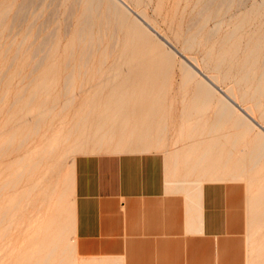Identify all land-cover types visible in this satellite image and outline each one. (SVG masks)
Masks as SVG:
<instances>
[{"label":"rangeland","instance_id":"374dc122","mask_svg":"<svg viewBox=\"0 0 264 264\" xmlns=\"http://www.w3.org/2000/svg\"><path fill=\"white\" fill-rule=\"evenodd\" d=\"M19 1L0 0V214H4H1L3 218L0 216V264H33L36 260L41 264L47 251L40 241L47 226L50 232L64 229L57 249L50 252L52 257L50 255L48 262L42 264H109L108 258L82 257L75 251L72 233L74 160L79 154L109 148L115 139L148 137L165 139V149L171 152L169 161L175 158L184 179L190 175L191 180L199 183L222 182L241 188L245 251L259 253L264 259V156L257 163H251L255 153L249 151L253 149L256 131L244 135V127L236 126L237 112H231L230 107L222 110L218 95L198 90L199 77L184 70L178 57H157L163 50L153 39L141 34H137L132 42L124 39L132 31V22L119 11L115 18L114 8L110 12L112 6L108 0L100 2V11L94 10L99 5L91 8L89 19L92 22H85L89 16L85 15L83 19L86 0ZM212 1L126 2L142 11L145 19L185 55L196 58L199 69L211 73L221 88L230 89L237 103L247 105L253 116L264 124V86L258 92L254 89L264 69V39H259L264 38V0ZM71 8L73 11L69 10ZM5 10L7 15L1 13ZM104 12L108 19L103 16ZM80 20L85 26L93 25L90 33L86 28L84 34L77 35V29L83 23ZM66 21L70 26L65 25ZM88 33L92 34L90 38ZM112 37L117 39L113 38L114 41ZM189 37L194 38L191 46L186 41ZM256 41L259 42L258 49L252 50ZM137 51L136 57H130ZM250 51L255 54L254 61L249 59L248 62L246 57ZM107 52L111 53L107 55ZM216 62L220 63L219 69H214ZM250 65L247 76L241 77ZM8 135L12 136L8 138ZM242 162L246 169L243 178L248 183L241 180ZM32 163L34 168L30 170ZM205 171L208 175H204ZM209 172L215 173L210 175ZM62 191L64 195L58 199ZM63 247L65 254L59 255Z\"/></svg>","mask_w":264,"mask_h":264},{"label":"crops","instance_id":"0c3cea01","mask_svg":"<svg viewBox=\"0 0 264 264\" xmlns=\"http://www.w3.org/2000/svg\"><path fill=\"white\" fill-rule=\"evenodd\" d=\"M109 146L74 160L76 253L109 264H264L245 251L240 187L184 179L159 137Z\"/></svg>","mask_w":264,"mask_h":264},{"label":"bare ground","instance_id":"6f19581e","mask_svg":"<svg viewBox=\"0 0 264 264\" xmlns=\"http://www.w3.org/2000/svg\"><path fill=\"white\" fill-rule=\"evenodd\" d=\"M19 1V0H18ZM37 1V0H36ZM41 1V0H40ZM43 1V0H42ZM74 1V0H73ZM75 1H77V0H75ZM102 0H86V2L84 3V4H86V8H83V9H85L86 11H85V14H84V16H83V19H85L84 17H85V15L88 17L89 15H91V8L92 7H94V5H95V7L97 6V5H99L98 6V8H94V10H96V9H98V11H100L99 9V7L101 6V2ZM109 1V4L112 6V9H110V12H112V10H113V8H114V13H115V15L113 14V16L115 17V18H118L117 17V15H118V12L117 11H119V12H121L123 15H125V16H127L128 18H130V20H131V22H132V25H133V28H132V31H131V33L128 35V34H126V37L124 38V39H129V40H131V42H132V40H134V38H136V36H138L137 34H139V36H140V34L141 35H143L144 37H149L150 39H153L155 42H156V44L160 47V49H162L163 50V53L161 54V53H159L158 52V54H160V55H158L157 57H159V58H175L176 59V57H178V59L181 61V65H183V69L184 70H186V71H189V73H190V75H194V76H198L199 77V83H200V85H199V88H198V90H204L203 91V93L204 92H210V94L211 93H214V94H216V95H218V97H219V100L218 101H220V103H222L223 105L221 106V107H223L222 108V110H224L225 108L224 107H230V109H231V112H232V110H234V112L236 111L237 113V115L236 116H238L237 117V120H236V126L238 127H241V126H243L244 127V129L242 128V130H244L243 132H244V135H245V133H246V135H247V133L248 132H250L251 130L253 131V130H255L256 131V136L254 137V143H253V146H252V148L253 149H249V151L250 152H253V153H255L254 155H252V157H251V159H250V162L252 161L254 164L255 163H257L261 158H262V156H264V124L263 123H261L258 119H256L253 115V112H252V109L250 110L248 107H247V105L244 107L243 105L241 106V105H239V103H237V101H236V98H235V95L232 93V91L230 92L228 89H223V88H221L217 83H216V80L214 79V77L212 76V75H210V74H207V73H205V72H203L201 69H199V67H198V65H197V63H196V61H195V59H193V58H191L190 56H188V55H185V53H183L182 52V49H178L173 43H171L164 35H163V33L160 31V30H158L154 25H152V23L151 22H149V21H147L146 19H145V17L143 16V14L140 12V11H138V10H136V9H134L133 7H131L125 0H108ZM130 1V0H129ZM138 1H141V0H138ZM209 1V0H208ZM225 2H226V0H224ZM20 2V1H19ZM26 2V1H25ZM24 2V3H25ZM31 2H33V1H31ZM200 2V1H199ZM203 2H205V1H203ZM202 2V3H203ZM211 2H213L212 0H211ZM210 2V3H211ZM221 2H223V0L221 1L220 0V3ZM231 2V1H230ZM23 3V2H22ZM28 3H30V2H28ZM39 3H41V2H39ZM38 3V4H39ZM48 3V2H47ZM70 3H72V2H69V5H70ZM107 3V2H106ZM215 3V2H214ZM219 3V4H220ZM9 4V3H8ZM8 4H6V5H8ZM218 4V5H219ZM230 4V3H229ZM25 5V4H24ZM45 5V4H44ZM203 5H204V3H203ZM206 5H207V3H206ZM225 5H226V3H225ZM228 5V4H227ZM17 5H15V7H16ZM23 6V5H22ZM26 6V5H25ZM32 6V5H31ZM38 6V5H37ZM70 6H72L73 7V5L71 4ZM83 6V5H82ZM104 6V5H103ZM136 6V5H135ZM209 6H210V4H209ZM213 6V5H212ZM1 7V6H0ZM9 7H11V6H9ZM9 7H6V8H9ZM14 7V8H15ZM30 7V6H29ZM45 7V6H44ZM84 7V6H83ZM203 7V6H202ZM214 7V6H213ZM225 7H227V6H225ZM224 6L222 7V8H225ZM259 7V6H258ZM2 8H4V6L2 7ZM1 8V9H2ZM5 8V9H6ZM22 8V7H21ZM20 8V9H21ZM43 8V7H42ZM215 8H217V7H215ZM221 8V7H220ZM221 8V9H222ZM39 9H41V8H39ZM104 9V8H103ZM180 9H182V8H180ZM201 9V8H200ZM204 10H206L205 8H203ZM210 9V8H209ZM7 10V9H6ZM6 10H5V12H2L1 11V13L3 14H5V15H7L6 14ZM14 10V9H13ZM16 10H18L19 11V9H17L16 8ZM23 10V9H22ZM69 10H72L73 11V9L71 8V9H69ZM76 11H77V8L75 9ZM94 10H93V13H94ZM106 10H108L107 9V7H106ZM202 10V9H201ZM213 10H214V8H213ZM256 10V9H255ZM12 11V10H11ZM28 11V10H27ZM41 11H42V9H41ZM97 11V10H96ZM105 11V10H104ZM174 11V10H173ZM209 11V10H208ZM38 12V11H37ZM70 12V11H69ZM68 12V13H69ZM82 12H84L83 10H82ZM203 12V11H202ZM215 12V11H214ZM8 13V12H7ZM16 13V12H15ZM19 13H20V11H19ZM33 13V12H32ZM39 13H41V12H39ZM101 13V12H100ZM108 13V12H107ZM210 13V12H209ZM17 14V13H16ZM22 14V13H21ZM25 14H27L26 12H25ZM37 14V13H36ZM81 14V13H80ZM97 14V13H96ZM199 14V13H198ZM24 15V14H23ZM68 15V14H67ZM82 15V14H81ZM107 15V14H106ZM110 15H112V13L110 14ZM201 15V14H200ZM217 15V14H216ZM3 16V15H2ZM17 16V15H16ZM22 16V15H21ZM26 16V15H25ZM96 16V15H95ZM100 16H101V14H100ZM103 16H105V12L103 13ZM196 16V15H195ZM203 16V15H202ZM209 16V15H208ZM212 16H214V15H212ZM243 16V15H242ZM6 17V16H5ZM20 17V16H19ZM24 17V16H23ZM71 17V16H70ZM81 17V16H80ZM86 17V18H87ZM91 16H89L88 17V19H85V20H87V21H85V22H88V20L90 21L91 19H89ZM106 17V16H105ZM105 17H104V20L103 21H105ZM111 17V16H110ZM194 17V16H193ZM201 17V16H200ZM244 17V16H243ZM242 17V18H243ZM247 17V16H246ZM37 18H39V17H37ZM73 18V17H72ZM94 18V17H93ZM96 18V17H95ZM101 18V17H100ZM107 19H108V17H106ZM113 18V17H112ZM241 18V19H242ZM4 19V18H3ZM26 19V18H25ZM25 19H23V20H25ZM51 19V18H50ZM194 19V18H193ZM201 19V18H200ZM2 20V17H1V19H0V21ZM33 20V19H32ZM47 20V19H46ZM49 20V19H48ZM66 20H67V18H66ZM202 20V19H201ZM207 20V19H206ZM4 21V20H3ZM2 21V22H3ZM68 21H69V19H68ZM81 21V20H80ZM99 21H100V19H99ZM98 21V22H99ZM108 21V20H107ZM112 21H113V19H112ZM125 21H127V20H125ZM31 22H33V21H31ZM30 22V23H31ZM43 22H45L46 23V21L44 20ZM50 22V21H49ZM81 22H83V21H81ZM81 22H79V23H81ZM85 22H83L82 23V25L80 26V28L79 29H77V35H81V34H84V31H85V29L87 28L88 30H89V33H90V31H91V29H92V27L91 26H93V25H91V26H85L84 25V23ZM90 22H92V21H90ZM116 22V21H115ZM189 22V21H188ZM187 22V23H188ZM201 22V21H200ZM199 22V23H200ZM16 23H17V21H16ZM68 22L66 21V24L65 25H68L67 24ZM78 23V24H79ZM100 23H101V21H100ZM100 23L98 24V26H99V28H100ZM128 23V22H127ZM126 23V24H127ZM191 23V26L193 27V25H192V22H190ZM205 23V22H204ZM2 24V23H1ZM11 24H13V23H11ZM43 24V23H42ZM87 24H92V23H87ZM104 24L105 23H103V28H104ZM114 24V23H113ZM193 24H194V22H193ZM196 24V23H195ZM194 24V25H195ZM28 25V24H27ZM45 26H46V24H44ZM106 25L108 26V22H106ZM119 25V24H118ZM69 26H70V24H69ZM72 26V25H71ZM97 26V27H98ZM187 26V25H186ZM190 26V27H191ZM200 25H198V27H199ZM202 26V25H201ZM237 26V25H236ZM28 27H29V25H28ZM31 27V26H30ZM39 27V26H38ZM37 27V28H38ZM44 27V26H43ZM114 27H115V25H114ZM123 27H124V25H123ZM178 27V26H177ZM240 27V26H239ZM27 28V27H26ZM40 28V27H39ZM68 28V27H67ZM184 28H187V27H184ZM25 29V28H24ZM42 29H44V28H42ZM65 29V28H64ZM63 29V30H64ZM120 29V28H119ZM178 29V28H177ZM188 29V28H187ZM190 29V28H189ZM193 29V28H192ZM216 29V28H215ZM29 30H30V28H29ZM38 30V29H37ZM54 30V29H53ZM69 29H67V31H68ZM87 30V31H88ZM96 30V29H95ZM98 30H100V29H97V31ZM104 30V29H103ZM196 30V29H195ZM200 30V29H199ZM209 30H211L212 31V29H209L208 28V31ZM236 30V29H235ZM65 31H66V29H65ZM86 31V32H87ZM96 31V32H97ZM208 31H206V32H208ZM232 31V30H231ZM27 32V31H26ZM63 32V31H62ZM70 32V31H69ZM95 32V33H96ZM100 32V31H99ZM102 32V31H101ZM113 32V31H112ZM120 32V31H119ZM190 32V31H189ZM195 32V31H194ZM25 33V32H24ZM23 33V34H24ZM53 33H55V32H53ZM53 33H51V35L53 34ZM64 33V32H63ZM66 33H68V32H65L64 34H66ZM88 33V34H89ZM111 33V32H110ZM196 33H197V31H196ZM210 33V32H209ZM208 33V34H209ZM36 34V33H35ZM39 34V33H38ZM37 34V35H38ZM97 34V33H96ZM100 34V33H99ZM102 34H103V32H102ZM25 35V34H24ZM50 35V36H51ZM75 35V34H74ZM76 35V36H77ZM90 35H92V34H89V35H87V37L88 38H90ZM114 35V34H113ZM188 35V34H187ZM197 35V34H196ZM200 35V34H199ZM202 35V34H201ZM205 35V34H204ZM210 35V34H209ZM211 35H212V33H211ZM53 36V35H52ZM66 36V35H65ZM115 36H116V34H115ZM192 36H193V34H192ZM195 36V35H194ZM193 36V37H194ZM22 37H26V36H23L22 35ZM47 37V36H46ZM49 37V36H48ZM78 38L77 39H79L80 37L79 36H77ZM96 37V36H95ZM101 37V36H100ZM99 37V38H100ZM131 39H130V38ZM187 37V36H186ZM193 37H189L188 39H186V41H187V43H188V46L190 45V43H192V45H193V41H192V39H194ZM208 37V36H207ZM211 37V36H210ZM76 38V37H75ZM81 38H84V35H82V37ZM91 38H92V36H91ZM98 38V37H97ZM102 38V37H101ZM105 38V37H104ZM113 38H115V37H112V39ZM25 39V38H24ZM49 39H51V37L49 38ZM109 39V38H108ZM115 39H117V38H115ZM119 39V38H118ZM184 39V38H183ZM228 39V38H227ZM260 40L261 39H264L263 38V36H261L260 38H259ZM43 40V39H42ZM76 40V39H75ZM83 40V39H82ZM86 40H88V39H86ZM96 40V39H95ZM114 40V39H113ZM196 40H198V38L196 39ZM223 40V39H222ZM45 41H49V40H45ZM52 41V40H51ZM76 41H78V40H76ZM94 41V40H93ZM115 41V40H114ZM113 41V42H114ZM185 41V40H184ZM207 41V40H206ZM39 42V41H38ZM42 42H44V41H42ZM97 42V41H96ZM111 42V41H110ZM196 42V41H195ZM228 42V41H227ZM9 43V42H8ZM23 43V42H22ZM40 43H41V41H40ZM79 43V42H78ZM83 43H84V41H83ZM101 43V42H100ZM197 43V42H196ZM210 43V42H209ZM218 43H220V41L218 42ZM217 43V44H218ZM255 43V44H254ZM252 45V50H257L258 49V44H259V42L258 41H256V42H254ZM44 44V43H43ZM42 44V45H43ZM53 44V43H52ZM93 44H94V42H93ZM112 44V43H111ZM204 44V43H203ZM208 44V43H207ZM216 44V45H217ZM222 44H224V43H222ZM1 45H2V43H1ZM38 46H40V44H37ZM37 45H34V46H36V48H37ZM45 45H46V42H45ZM49 45H50V43H49ZM72 45V44H71ZM76 45H77V43H76ZM75 45V46H76ZM88 45V44H87ZM138 45V44H137ZM197 45V44H196ZM261 45V44H260ZM68 46V45H67ZM93 46V45H92ZM92 46H90V47H92ZM96 46V45H95ZM98 46V45H97ZM103 46H105V45H103ZM191 46V45H190ZM218 46V45H217ZM2 47V46H1ZM9 47V46H8ZM48 47V46H47ZM71 48H72V46H70ZM70 47H69V51L71 50L70 49ZM77 47V46H76ZM86 47V46H85ZM99 47V46H98ZM111 47H113V46H111ZM110 47V48H111ZM186 47V46H185ZM206 47V46H205ZM216 47V46H215ZM4 48H6V50H7V46L6 47H4ZM3 48V49H4ZM18 48V47H17ZM33 48V47H32ZM86 48H88V47H86ZM108 48H109V45H108ZM155 48V47H154ZM42 49H43V47H42ZM47 49V48H46ZM46 49H45V51H46ZM68 49V48H67ZM76 49V48H75ZM96 49V47L94 48V50ZM149 49V48H148ZM185 49V48H184ZM186 49H187V47H186ZM185 49V50H186ZM218 49V48H217ZM25 50V49H24ZM31 50V49H30ZM33 50H34V48H33ZM48 51L50 50V49H47ZM89 50V49H88ZM103 50H105L104 48H103ZM109 50V49H108ZM113 50V49H112ZM156 50V49H155ZM209 50V49H208ZM251 50V49H250ZM39 51H41L40 49H39ZM76 51V50H75ZM85 51V50H84ZM101 51V50H100ZM110 51V50H109ZM108 51V52H109ZM188 51V50H187ZM13 52H14V50H13ZM42 52V51H41ZM88 52V51H87ZM104 52V51H103ZM107 52V55H109L110 53H108ZM122 52V51H121ZM157 52V51H156ZM186 52V51H185ZM212 52V51H211ZM225 52V51H224ZM15 53H17V52H15ZM14 53V54H15ZM23 53V52H22ZM33 53V52H32ZM36 53V52H35ZM47 53L48 52H46V55H47ZM71 53V52H70ZM123 53V52H122ZM206 53V52H205ZM215 53H216V51H215ZM246 53V52H245ZM256 53V52H255ZM4 54H5V52H4ZM43 54H44V52H43ZM43 54H41V55H43ZM80 54V53H79ZM89 54H90V52H89ZM104 54V53H103ZM137 54H139V51H137V52H135V54H134V52H133V54L132 55H130V57H136V55ZM207 54H208V51H207ZM17 55V54H16ZM15 55V56H16ZM35 55V54H34ZM37 55V54H36ZM86 55V57L88 56L87 54H85ZM254 52L253 51H250L249 53H248V55H247V57H246V61H248L249 62V59L251 60V59H253V57H254ZM2 56V55H1ZM50 56V55H49ZM72 56V55H71ZM78 56H80L81 57V55H78ZM90 56V55H89ZM117 56V55H116ZM152 56V55H151ZM155 56V55H154ZM206 56V55H205ZM219 56V55H218ZM32 57H35V56H32ZM39 57H41V56H39ZM38 57V58H39ZM45 57V56H44ZM80 57H77L78 59H80ZM85 57V56H84ZM264 57V56H263ZM2 57H0V59H1ZM5 58V57H4ZM47 58V57H46ZM49 58V57H48ZM97 58V60H98V56L96 57ZM103 58H105V54L103 55ZM103 58H102V60H103ZM147 58V57H146ZM205 58V57H204ZM214 58V57H213ZM219 58V57H218ZM245 58V57H244ZM257 58V57H256ZM13 59V58H12ZM30 59H32V58H30ZM29 59V60H30ZM40 59V58H39ZM67 59V58H66ZM11 60V59H10ZM83 60H84V58H83ZM101 60V61H102ZM227 60V59H226ZM39 61V60H38ZM37 61V62H38ZM42 61V60H41ZM41 61H40V63H41ZM88 60L86 59V61H85V64H86V62H87ZM110 61V60H109ZM253 61H254V59H253ZM37 62H36V64H37ZM80 62V61H79ZM126 62V61H125ZM205 62V61H204ZM213 62V61H212ZM220 62V61H219ZM217 63V64H215V68L214 69H216V68H218V67H220V63ZM262 62H263V58H262ZM43 63V62H42ZM101 63V62H100ZM103 63H104V61H103ZM102 63V64H103ZM200 63V62H199ZM67 64H68V61H67ZM76 64H78V61L76 62ZM81 64V63H80ZM261 64V63H260ZM39 65V64H38ZM37 65V66H38ZM83 65V64H82ZM87 65V64H86ZM244 65V64H243ZM36 66V67H37ZM201 66V65H200ZM204 66V65H203ZM251 66L252 65H250L245 71H244V73L242 74V76L241 77H243V78H245L246 76H247V73L250 71V69H251ZM35 67V66H34ZM205 67V66H204ZM234 67V66H233ZM240 67V66H239ZM33 68V67H32ZM157 68V67H156ZM259 68V67H258ZM219 69V68H218ZM35 70V69H34ZM184 70H182V72L184 71ZM240 70V69H239ZM252 71V70H251ZM259 71H261V70H259ZM221 73V72H220ZM182 74V73H181ZM249 75V74H248ZM188 76H189V74H188ZM234 76H236V75H234ZM223 77V76H222ZM251 77V76H250ZM108 80V79H107ZM106 80V81H107ZM113 80V79H112ZM241 80H243V79H241ZM257 80V79H256ZM255 80V81H256ZM109 82V81H108ZM240 82H243V81H240ZM39 83V82H38ZM123 83V82H122ZM183 83H184V81H183ZM237 83V82H236ZM102 84V83H101ZM101 84H99V85H101ZM104 84V83H103ZM111 84V83H110ZM239 84V83H238ZM246 84V83H245ZM250 84V83H249ZM255 84V83H254ZM107 85V84H106ZM243 85V84H242ZM37 86V85H36ZM42 86H44V85H42ZM240 86V85H239ZM262 86H264V69L262 68V71H261V73H260V78L258 79V81L256 82V85H255V90L258 92V90H261L260 88L262 87ZM100 87V86H99ZM110 87V86H109ZM253 87V86H252ZM37 88V87H36ZM226 88V87H225ZM240 88V87H239ZM239 88H237V89H239ZM263 88V87H262ZM100 89V88H99ZM196 89H197V87H196ZM248 89V88H247ZM98 90V89H97ZM232 90H233V88H232ZM264 90V89H263ZM24 91V90H23ZM35 91H36V89H35ZM99 91H101V90H99ZM236 91V90H235ZM238 91H240V89L238 90ZM237 91V92H238ZM197 92H199V91H197ZM242 92V91H241ZM260 92V91H259ZM31 93V92H30ZM34 93V92H33ZM21 94L23 95V93L21 92ZM20 94V95H21ZM32 94V93H31ZM31 94H30V96H31ZM92 94V93H91ZM96 94V93H95ZM204 94H206V93H204ZM209 94V95H210ZM243 94V93H242ZM35 95V94H34ZM34 95H33V97H34ZM244 95V94H243ZM243 95H241L240 94V96H243ZM254 95V94H253ZM256 95H259V94H256ZM18 96V95H17ZM92 96V95H91ZM91 96H90V99H91ZM93 96L95 97V95L93 94ZM32 97V98H33ZM204 97V96H203ZM217 97V96H216ZM258 97H261V96H258ZM20 98V97H19ZM110 98V97H109ZM30 99V98H29ZM94 99V98H93ZM197 99V98H196ZM30 100H32V99H30ZM111 100V99H110ZM241 100V99H240ZM250 100V99H249ZM254 100V99H253ZM88 101V100H87ZM91 101V100H90ZM258 100H256V102H257ZM115 102H116V100H115ZM255 102V103H256ZM114 103V102H113ZM253 103H254V101H253ZM104 104V103H103ZM107 104V103H106ZM241 104V103H240ZM258 104V103H257ZM87 105H89V104H87ZM205 105H206V103H205ZM245 105V104H244ZM91 106V105H90ZM218 106H219V104H218ZM250 106V105H249ZM259 106V105H258ZM251 107V106H250ZM254 107V106H253ZM89 108V107H88ZM117 108V107H116ZM255 108V107H254ZM253 108V109H254ZM228 109V108H227ZM258 109V108H257ZM89 110V109H88ZM87 110V111H88ZM120 110V109H119ZM122 110H123V108H122ZM86 111V112H87ZM106 111V110H105ZM124 111V110H123ZM228 111L230 112V110L228 109ZM227 111V112H228ZM254 111V110H253ZM104 112V111H103ZM193 112V111H192ZM216 111L214 110V112L213 113H215ZM222 112H225V111H222ZM221 112V113H222ZM228 112V113H229ZM260 113H261V111H260ZM86 114V113H85ZM223 114V113H222ZM224 114H226V112L224 113ZM232 114V113H231ZM229 116H230V114H228ZM211 116V115H210ZM229 116H227V118L229 117ZM235 116V117H236ZM219 117V116H218ZM217 117V118H218ZM262 117V116H261ZM220 118V117H219ZM260 118V117H259ZM198 119V118H197ZM236 119V118H235ZM219 120V119H218ZM217 120V121H218ZM216 121V122H217ZM215 122V121H214ZM216 125V124H215ZM235 125V124H234ZM235 126V128H237ZM240 129V128H239ZM238 129V130H239ZM217 130V129H216ZM11 132H13V134H15L14 133V131H11ZM11 132H10V134H11ZM209 132V131H208ZM249 134V133H248ZM226 135V134H225ZM9 136H12V135H8V138H10ZM209 137V136H208ZM12 138V137H11ZM157 138V137H156ZM222 139V138H221ZM8 140V139H7ZM11 140V139H10ZM9 140V141H10ZM235 141V140H234ZM233 141V142H234ZM202 142V141H201ZM232 142V143H233ZM253 142V141H252ZM231 144V143H230ZM230 144H229V146H230ZM199 145V144H198ZM248 146V145H247ZM233 148V147H232ZM229 152V151H228ZM227 152V153H228ZM250 152H249V154H250ZM221 153V152H220ZM231 153V152H230ZM252 153V154H253ZM249 154H248V156H249ZM227 155V154H226ZM204 157V156H203ZM244 157V156H243ZM247 157V156H246ZM200 159V158H199ZM203 159V158H202ZM205 159V158H204ZM243 159V158H242ZM187 160V159H186ZM201 160V159H200ZM200 160H198V161H200ZM237 160V159H236ZM240 160V159H239ZM174 162H175V158H174V160H173ZM204 161V160H203ZM17 162V161H16ZM184 162H185V160H184ZM225 162V161H224ZM251 162V163H252ZM18 163V162H17ZM176 163V162H175ZM197 163V162H196ZM195 163V164H196ZM201 164V163H200ZM235 164V163H234ZM25 165H26V163H25ZM202 165V164H201ZM246 165H248L247 163H246ZM251 165H253V164H251ZM196 166V165H195ZM207 166V165H206ZM23 167V166H22ZM192 167V166H191ZM29 168H30V170H32L33 168H34V163H32L31 165H29ZM203 168V167H202ZM206 168V167H205ZM246 168H248L249 169V167H246ZM250 168H251V166H250ZM195 168L193 167V170H194ZM192 170V171H193ZM241 180H245L244 178H243V173L245 172V167H244V163L242 162V164H241ZM236 171V170H235ZM215 173V172H209V174L210 175H213V174ZM231 173V172H230ZM205 175L207 174L206 173V171H205V173H204ZM208 175V174H207ZM17 176V175H16ZM20 179V178H19ZM217 180H219V179H217ZM15 181V180H14ZM246 181V183H248V181L247 180H245ZM187 184L189 185V182H187ZM190 184H191V182H190ZM4 185V184H3ZM3 185H1V186H3ZM6 185V184H5ZM11 186V185H10ZM12 186H13V184H12ZM61 195V196H60ZM63 195H64V192L62 191L60 194H59V196H58V199H61L62 197H63ZM61 197V198H60ZM260 198V197H259ZM258 202H259V199H258ZM258 206V205H257ZM255 210V209H254ZM257 213V212H256ZM1 214H3V213H1ZM0 214V216H1V218H3L2 216L4 215H1ZM262 214V213H261ZM261 214H260V216H261ZM8 218V217H7ZM4 228V227H3ZM63 227H61L60 229H58V230H56V231H54V230H52V232H50L49 231V228H48V226L45 228V230H43L42 232L44 233V236H43V239H41V241L40 242H42L41 244H43V246H44V249H46V255H45V257H44V255H43V257H44V259L42 260L43 262H48L47 261V259H49L48 257L50 256V258L52 257V254L53 253H50V252H54L56 249H57V245H58V239H59V237H62V232H63ZM55 234V235H54ZM51 235H54V236H51ZM61 240V239H60ZM32 242V241H31ZM32 244V243H31ZM40 244V245H41ZM61 243L59 242V245H60ZM39 245V246H40ZM64 246H66V245H64ZM35 248V247H34ZM41 248V247H40ZM40 248L38 247L37 249H39L40 250ZM43 249V250H44ZM32 250V249H31ZM65 250H66V248H61V253L59 254V255H64L65 253H63V252H65ZM32 252H33V250H32ZM49 252V253H48ZM31 253V252H30ZM31 256V255H30ZM37 259H39V258H37ZM61 259V258H60ZM60 259H59V261H60ZM41 260V259H40ZM37 261V260H36ZM34 262L33 264H37V262ZM42 262V263H43ZM62 262V261H61ZM109 262V261H108ZM41 263V264H42ZM44 263V264H45ZM58 263V262H57ZM98 264V263H97Z\"/></svg>","mask_w":264,"mask_h":264}]
</instances>
